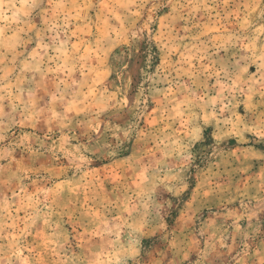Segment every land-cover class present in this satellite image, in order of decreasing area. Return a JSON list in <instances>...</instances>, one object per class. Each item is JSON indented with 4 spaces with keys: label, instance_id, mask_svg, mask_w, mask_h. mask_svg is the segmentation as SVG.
Segmentation results:
<instances>
[{
    "label": "rangeland",
    "instance_id": "374dc122",
    "mask_svg": "<svg viewBox=\"0 0 264 264\" xmlns=\"http://www.w3.org/2000/svg\"><path fill=\"white\" fill-rule=\"evenodd\" d=\"M0 264H264V0H0Z\"/></svg>",
    "mask_w": 264,
    "mask_h": 264
}]
</instances>
